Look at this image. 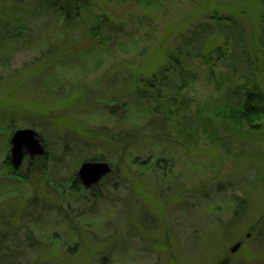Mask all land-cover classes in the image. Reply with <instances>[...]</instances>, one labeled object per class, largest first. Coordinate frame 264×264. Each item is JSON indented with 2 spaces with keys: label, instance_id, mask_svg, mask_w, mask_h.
<instances>
[{
  "label": "rangeland",
  "instance_id": "rangeland-1",
  "mask_svg": "<svg viewBox=\"0 0 264 264\" xmlns=\"http://www.w3.org/2000/svg\"><path fill=\"white\" fill-rule=\"evenodd\" d=\"M81 1L0 0V264H264V118L227 116L264 93L261 0ZM84 162L112 172L73 192Z\"/></svg>",
  "mask_w": 264,
  "mask_h": 264
},
{
  "label": "water",
  "instance_id": "water-1",
  "mask_svg": "<svg viewBox=\"0 0 264 264\" xmlns=\"http://www.w3.org/2000/svg\"><path fill=\"white\" fill-rule=\"evenodd\" d=\"M10 163L14 169L21 167L25 158L35 159L42 158L45 155L39 135L31 129H22L15 131L10 136ZM77 172L80 186L88 190L98 184L104 177L111 172L109 164L102 162H84L80 164ZM240 245L237 244L231 248V253H235Z\"/></svg>",
  "mask_w": 264,
  "mask_h": 264
},
{
  "label": "trees",
  "instance_id": "trees-1",
  "mask_svg": "<svg viewBox=\"0 0 264 264\" xmlns=\"http://www.w3.org/2000/svg\"><path fill=\"white\" fill-rule=\"evenodd\" d=\"M39 1L43 4H49L50 7L54 9L55 13L58 14V17H60L65 21H70L72 15L71 10H75V12L76 11L79 12L81 6L83 7L85 5V1H81V0H66L62 7L61 4L59 3L57 4L54 0H39ZM261 3L264 7V0H261ZM262 24L264 26V15L262 16ZM244 94L245 96L242 104H239V106H234L228 109L227 116L230 118V121L235 126L239 125L242 122L245 123L247 122L249 124H252L254 120H259L261 118H264V93L261 94L259 92H256V90L255 91L252 90ZM37 159L39 163L42 162L43 160V158L42 159L37 158ZM33 161L34 159L33 160L26 159V164L32 165ZM7 164L8 166L10 165L8 159H7ZM72 185L73 187L71 189L73 190V192H76L81 188L77 176L72 178Z\"/></svg>",
  "mask_w": 264,
  "mask_h": 264
},
{
  "label": "bare ground",
  "instance_id": "bare-ground-1",
  "mask_svg": "<svg viewBox=\"0 0 264 264\" xmlns=\"http://www.w3.org/2000/svg\"><path fill=\"white\" fill-rule=\"evenodd\" d=\"M10 148H11V147H10ZM42 158H43V157H42ZM26 159H29V158H25L24 160H26ZM35 159H37V158H35ZM30 160H31V159H30ZM32 160H33V159H32ZM9 162H10V158H9ZM10 165H11V163H10ZM11 167H12V165H11ZM110 167H111V166H110ZM12 168H13V167H12ZM79 168H80V167H79ZM13 169H14V168H13ZM18 169H20V168H18ZM18 169H14V170H18ZM111 172H112V168H111ZM111 172H110V174H111ZM110 174H108L107 176H109ZM76 175H77V174H76ZM76 175H75V176H76ZM107 176H106V177H107ZM106 177H104V178H106ZM77 178H78V176H77ZM104 178H103V179H104ZM103 179H102V180H103ZM102 180H101V181H102ZM101 181H100L99 183H101ZM78 182H79V180H78ZM99 183H98V184H99ZM79 184H80V182H79ZM98 184H96L95 186H93V187L90 188V189L95 188ZM80 185H81V184H80ZM81 187H82V186H81ZM82 188H83V187H82ZM83 189H84V188H83ZM90 189H88V190H90ZM85 190H86V189H85Z\"/></svg>",
  "mask_w": 264,
  "mask_h": 264
}]
</instances>
